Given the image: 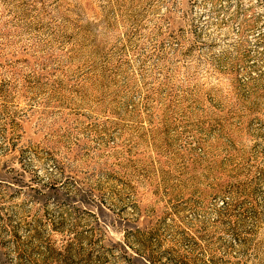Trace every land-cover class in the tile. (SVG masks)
Instances as JSON below:
<instances>
[{
    "label": "rangeland",
    "instance_id": "rangeland-1",
    "mask_svg": "<svg viewBox=\"0 0 264 264\" xmlns=\"http://www.w3.org/2000/svg\"><path fill=\"white\" fill-rule=\"evenodd\" d=\"M69 244L264 264V0H0V264Z\"/></svg>",
    "mask_w": 264,
    "mask_h": 264
},
{
    "label": "trees",
    "instance_id": "trees-1",
    "mask_svg": "<svg viewBox=\"0 0 264 264\" xmlns=\"http://www.w3.org/2000/svg\"><path fill=\"white\" fill-rule=\"evenodd\" d=\"M236 178L232 177L231 175H226V166L217 164L215 165L209 172L203 173L202 181L208 182L211 181L214 183L213 189H211V193L214 196H220L225 192H229L233 196H237L239 187L237 184L231 183V179ZM237 204L234 206L232 204L225 203L222 208L219 211V224L221 225H232L236 221V216L234 213V209ZM58 232V231H56ZM125 234L122 236L123 241H126L128 235H130L129 232L124 231ZM36 238H38V235H36ZM143 247L144 244H142ZM72 245H66L62 250H55L52 247H48L45 251L46 255L43 257L39 263L40 264H49V263H56V262H62L66 264L70 259L77 258L79 256V253L77 251L72 250ZM138 252V251H137ZM135 253L136 255H139L138 253ZM127 259L134 260L133 257L127 256ZM147 264H150L147 262Z\"/></svg>",
    "mask_w": 264,
    "mask_h": 264
}]
</instances>
